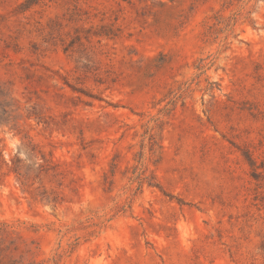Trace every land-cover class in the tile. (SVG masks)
I'll list each match as a JSON object with an SVG mask.
<instances>
[{
  "label": "rangeland",
  "instance_id": "1",
  "mask_svg": "<svg viewBox=\"0 0 264 264\" xmlns=\"http://www.w3.org/2000/svg\"><path fill=\"white\" fill-rule=\"evenodd\" d=\"M23 3L0 264H264V0Z\"/></svg>",
  "mask_w": 264,
  "mask_h": 264
},
{
  "label": "trees",
  "instance_id": "2",
  "mask_svg": "<svg viewBox=\"0 0 264 264\" xmlns=\"http://www.w3.org/2000/svg\"><path fill=\"white\" fill-rule=\"evenodd\" d=\"M43 0H24L23 3V7L25 8H29L32 5H35L39 2H42ZM7 89L8 88H4V83H0V96H6L7 95ZM9 103L6 100H2L0 103V114L1 116H3L4 114H6V106H8ZM1 119V117H0ZM3 119H8V118H3ZM15 119V118H14ZM7 225L5 223L0 222V235H2V233H4L6 231ZM5 242V239L0 238V244L2 245V243ZM14 240H10V244H13ZM17 247L14 246L13 248H8L9 251H13L15 250Z\"/></svg>",
  "mask_w": 264,
  "mask_h": 264
}]
</instances>
